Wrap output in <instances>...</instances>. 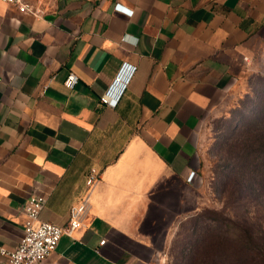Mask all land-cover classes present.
Instances as JSON below:
<instances>
[{
  "label": "crops",
  "instance_id": "1",
  "mask_svg": "<svg viewBox=\"0 0 264 264\" xmlns=\"http://www.w3.org/2000/svg\"><path fill=\"white\" fill-rule=\"evenodd\" d=\"M21 2L39 13L0 1V247L18 245L31 195L47 199L40 220L64 224L95 167L84 225L40 264H166L195 214L206 123L263 46L264 0Z\"/></svg>",
  "mask_w": 264,
  "mask_h": 264
},
{
  "label": "rangeland",
  "instance_id": "2",
  "mask_svg": "<svg viewBox=\"0 0 264 264\" xmlns=\"http://www.w3.org/2000/svg\"><path fill=\"white\" fill-rule=\"evenodd\" d=\"M254 63L228 111L206 123L195 214L176 223L166 264H264V156L246 159L251 141L264 143V43Z\"/></svg>",
  "mask_w": 264,
  "mask_h": 264
},
{
  "label": "built area",
  "instance_id": "3",
  "mask_svg": "<svg viewBox=\"0 0 264 264\" xmlns=\"http://www.w3.org/2000/svg\"><path fill=\"white\" fill-rule=\"evenodd\" d=\"M6 3H19L21 11H39L30 3H22L21 0H0ZM119 9L129 11L120 5ZM79 82V76L74 71H70L64 80L65 87L72 89ZM123 75L115 79V89L118 85H124ZM102 102L114 106L116 103L115 90L108 91L101 98ZM196 171H191L187 180L193 181ZM101 178V171L95 167L91 168L87 177V190L85 195L73 204L68 213L67 221L64 224H56L49 221L40 220V214L45 206L47 199L42 195H31L26 202L23 211L25 222L23 235L18 245L13 249L0 247V255L3 257V264H40L57 247L63 234L73 235L76 230L84 225V221L91 205V193ZM101 240L100 244H104Z\"/></svg>",
  "mask_w": 264,
  "mask_h": 264
},
{
  "label": "trees",
  "instance_id": "4",
  "mask_svg": "<svg viewBox=\"0 0 264 264\" xmlns=\"http://www.w3.org/2000/svg\"><path fill=\"white\" fill-rule=\"evenodd\" d=\"M254 130H256V127H253ZM256 140L258 141V139L256 138ZM256 141V142H257ZM255 141H251V143L249 144V152H248V155L246 157L247 161L252 157V156H256V157H260L263 159V154H264V143L262 142H258L256 143ZM242 148V147H241ZM258 153V155H257ZM255 159L256 158H253L252 160H249L248 163L249 164H253L255 163ZM264 160V159H263ZM191 219V218H190ZM188 220V219H187Z\"/></svg>",
  "mask_w": 264,
  "mask_h": 264
}]
</instances>
